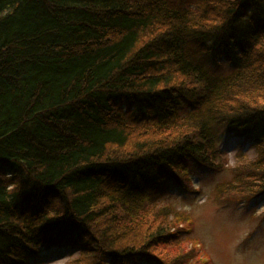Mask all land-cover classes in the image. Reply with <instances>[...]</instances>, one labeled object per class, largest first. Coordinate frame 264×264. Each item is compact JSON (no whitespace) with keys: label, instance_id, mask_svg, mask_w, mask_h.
<instances>
[{"label":"trees","instance_id":"16d2710c","mask_svg":"<svg viewBox=\"0 0 264 264\" xmlns=\"http://www.w3.org/2000/svg\"><path fill=\"white\" fill-rule=\"evenodd\" d=\"M224 129L257 157L215 200L264 199V0H0V264H199L157 202Z\"/></svg>","mask_w":264,"mask_h":264},{"label":"rangeland","instance_id":"374dc122","mask_svg":"<svg viewBox=\"0 0 264 264\" xmlns=\"http://www.w3.org/2000/svg\"><path fill=\"white\" fill-rule=\"evenodd\" d=\"M220 135L218 146L224 156L217 161L223 169H207L195 164L190 173L193 189L166 185L157 204H170L176 212L192 214L194 230L183 246L188 248L191 239L196 237L211 264H264V199L228 205L215 200L216 186L231 177L232 169L238 164L236 157L243 155L252 159L257 157V151L252 141L238 133L224 129ZM78 255L77 249L53 247L27 264L37 261L67 264Z\"/></svg>","mask_w":264,"mask_h":264}]
</instances>
